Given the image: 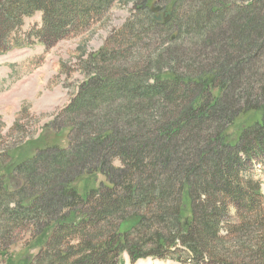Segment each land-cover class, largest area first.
I'll return each mask as SVG.
<instances>
[{
    "label": "trees",
    "instance_id": "16d2710c",
    "mask_svg": "<svg viewBox=\"0 0 264 264\" xmlns=\"http://www.w3.org/2000/svg\"><path fill=\"white\" fill-rule=\"evenodd\" d=\"M116 1L0 0V54L52 48ZM123 1L134 12L47 124L67 145L0 158L1 264H264V0H170L168 21Z\"/></svg>",
    "mask_w": 264,
    "mask_h": 264
},
{
    "label": "rangeland",
    "instance_id": "374dc122",
    "mask_svg": "<svg viewBox=\"0 0 264 264\" xmlns=\"http://www.w3.org/2000/svg\"><path fill=\"white\" fill-rule=\"evenodd\" d=\"M132 3L116 1L110 11L89 28L60 41L51 49L35 43L0 55V158H4L6 152L12 148H20L22 152L29 150L32 153L37 143L39 147L44 144L67 145V130L55 132L58 130H50L47 124L55 120L68 105L80 83L86 78L82 68L85 61L101 49L114 30L120 29L132 15ZM189 3L183 1L182 5ZM151 5L162 6L167 12H171L174 6L170 0H154ZM181 10L184 12L188 8L182 6ZM153 14L158 16V13ZM40 26L41 14L38 13L25 20L23 29ZM243 119L249 120L250 117ZM116 164L119 165V162ZM253 171L255 178L262 182L264 193V165L255 164ZM86 179L81 177L76 182L81 192L97 184ZM126 227L127 225L123 228ZM14 249V256L22 254L18 253L22 252L20 246ZM18 257L19 255L16 259ZM122 264H131L127 252L122 256ZM135 264L181 263L148 258Z\"/></svg>",
    "mask_w": 264,
    "mask_h": 264
},
{
    "label": "water",
    "instance_id": "95a60500",
    "mask_svg": "<svg viewBox=\"0 0 264 264\" xmlns=\"http://www.w3.org/2000/svg\"><path fill=\"white\" fill-rule=\"evenodd\" d=\"M161 10V6L152 7L153 12H158ZM170 18V15L166 13L165 20L167 21ZM158 20H161V15L157 17Z\"/></svg>",
    "mask_w": 264,
    "mask_h": 264
},
{
    "label": "bare ground",
    "instance_id": "6f19581e",
    "mask_svg": "<svg viewBox=\"0 0 264 264\" xmlns=\"http://www.w3.org/2000/svg\"><path fill=\"white\" fill-rule=\"evenodd\" d=\"M40 13V12H39Z\"/></svg>",
    "mask_w": 264,
    "mask_h": 264
}]
</instances>
